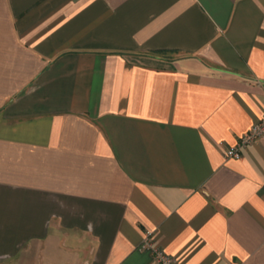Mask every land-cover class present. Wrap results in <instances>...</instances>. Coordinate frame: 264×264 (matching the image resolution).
Returning a JSON list of instances; mask_svg holds the SVG:
<instances>
[{
  "label": "crops",
  "instance_id": "crops-1",
  "mask_svg": "<svg viewBox=\"0 0 264 264\" xmlns=\"http://www.w3.org/2000/svg\"><path fill=\"white\" fill-rule=\"evenodd\" d=\"M264 0H0V264H264Z\"/></svg>",
  "mask_w": 264,
  "mask_h": 264
},
{
  "label": "built area",
  "instance_id": "built-area-1",
  "mask_svg": "<svg viewBox=\"0 0 264 264\" xmlns=\"http://www.w3.org/2000/svg\"><path fill=\"white\" fill-rule=\"evenodd\" d=\"M263 136L264 116L260 121L255 123L248 133L241 137L235 146L227 150L226 157H240L243 148L252 145ZM139 249L150 252L156 264H180L175 256L167 253L156 243L155 233L153 231L146 232Z\"/></svg>",
  "mask_w": 264,
  "mask_h": 264
}]
</instances>
